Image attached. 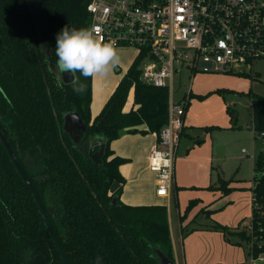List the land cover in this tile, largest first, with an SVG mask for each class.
<instances>
[{"label":"trees","instance_id":"obj_1","mask_svg":"<svg viewBox=\"0 0 264 264\" xmlns=\"http://www.w3.org/2000/svg\"><path fill=\"white\" fill-rule=\"evenodd\" d=\"M89 2L0 0V130L31 181L69 264H96L97 257L99 264H163L160 254L175 264L166 205L132 206L120 201L126 183L121 167L130 160L111 147L123 131L160 133L169 120L168 89L140 80V57L95 117L93 78L75 73L87 84L84 94L73 91V82L58 86L56 35L65 26L90 28ZM38 15L43 18V39L37 32ZM131 88L133 103L126 111ZM247 96L252 99L253 131L259 137L264 135V93L249 91ZM192 98L206 96L189 93L186 110ZM74 112L87 127L86 143L97 138L107 142L97 162L64 132V117ZM254 172L248 230L218 223L213 227L227 241L237 236L251 245V256L257 259L264 255L263 153ZM115 184L120 186L112 191ZM209 189L223 198L236 188L219 177V185ZM197 203H189L185 217ZM208 207L202 212L211 216ZM0 264H63L28 186L1 141Z\"/></svg>","mask_w":264,"mask_h":264},{"label":"built area","instance_id":"obj_2","mask_svg":"<svg viewBox=\"0 0 264 264\" xmlns=\"http://www.w3.org/2000/svg\"><path fill=\"white\" fill-rule=\"evenodd\" d=\"M89 1L95 34L115 41L117 48L138 49L140 80L169 91V120L155 134L148 157L156 194L169 199L186 114L185 103L173 101L175 75L188 69L193 76L237 73L258 79L256 65L264 62V0ZM257 261L264 262V255L250 264Z\"/></svg>","mask_w":264,"mask_h":264},{"label":"rangeland","instance_id":"obj_3","mask_svg":"<svg viewBox=\"0 0 264 264\" xmlns=\"http://www.w3.org/2000/svg\"><path fill=\"white\" fill-rule=\"evenodd\" d=\"M36 26L39 38L43 39L42 30H43V18L41 15L36 17ZM119 55L121 57V63L113 70L110 76L106 78H93V104L92 109L94 113H98L102 108L105 102L108 100L111 91H113L121 79L127 74L128 70L136 60L139 51L136 48H117ZM57 70V69H56ZM256 70L259 71V78L255 80H249L243 74H197L195 77L188 71V69H183L182 74H176L173 84L174 94L173 101L175 104H186L190 93H196L198 91L197 79L202 81V84L205 85V89L208 85L219 86L216 83L207 84L209 78L215 79L213 82L225 81L224 84L219 89L221 90H211L207 92V97L212 98L214 95H218L219 101L213 99L209 108L210 111L219 113L215 117L218 119V124L214 127L195 129L189 132L190 136L183 134L180 137V141L177 147L175 154V168L177 169V176L186 177L187 180L194 179V173L192 171H198L199 175L203 176V164L199 162L204 156L203 152L207 146L212 144L214 149L213 159L208 163L207 167L210 172V177L212 184L215 186L219 185V177L226 181H230L231 185L235 187L233 195H237L239 199L234 200L231 204H225L229 200H223L224 198H218L212 203L213 212L212 219L215 222H228L233 217V210L229 207L234 206L236 208L238 205H242L248 208V212L244 215V218L239 224L241 231L247 230L251 223V214H252V188H253V178L255 176L254 169L256 167L257 159L261 153L264 154V139L259 136L256 137V134L253 131V108H252V99L247 96V93L251 90L252 93L257 95H262L264 93V62H259L256 65ZM193 78V80H192ZM194 84V85H193ZM233 87V88H231ZM215 89V88H214ZM224 89V90H223ZM228 89V90H227ZM222 91V93H217ZM133 89L129 91V96L127 104L132 103ZM194 98H192L193 100ZM221 104L222 108L220 109L218 104ZM127 106V105H126ZM203 114L196 116V122L193 124L195 127H198L196 123H199L198 117H203L205 115L204 109H201ZM200 110L197 109L196 113ZM212 115H207L210 117ZM251 125L252 128L249 129L248 126ZM147 135L142 133H130L125 136L119 137L117 140L113 141L111 147L118 146V150L126 155H134V149L140 143V148H143L147 144ZM156 136V135H155ZM140 140V141H139ZM197 141L201 142L196 144ZM194 146V147H193ZM193 147V148H192ZM200 149L197 151V149ZM195 152V153H194ZM188 154V156L186 155ZM124 156V155H123ZM187 156L189 159L185 161L184 158ZM132 158V167H131V179L127 181L125 186V191L134 194V158L131 156H125ZM194 157L199 158L200 160L194 159ZM184 166L178 168L180 165ZM149 166V161H148ZM150 168V167H149ZM192 170V171H190ZM175 186V183H174ZM156 194V189L154 190ZM206 191L205 189H197V187H191L183 189L181 187H174L172 191V199L168 201L167 199H160L158 203L164 202L167 206L168 211L170 212L172 219V230L173 233H177L180 230V224L183 225L187 221L189 215L195 214L194 221L191 222L188 226L189 229L193 227L201 226L202 224H210L213 222L207 219V215L198 212V207L200 206V201L188 211L186 217L187 208H182L185 199L189 198L194 192ZM209 191V190H208ZM185 192H188L186 197ZM178 193V195H177ZM220 194V192H219ZM157 195V194H156ZM158 197V196H157ZM220 197V196H219ZM159 198V197H158ZM179 198V199H178ZM196 200V199H194ZM192 200V201H194ZM233 201V200H232ZM169 202V204H168ZM191 202V201H190ZM186 204L189 206V203ZM187 206V207H188ZM186 207V206H185ZM181 216H184V220L181 221ZM210 218V216H209ZM180 222V223H179ZM183 222V223H181ZM217 224V223H216ZM220 224V223H218ZM225 224V223H224ZM183 229L184 236H187L188 232ZM257 264H264V262H256Z\"/></svg>","mask_w":264,"mask_h":264},{"label":"crops","instance_id":"obj_4","mask_svg":"<svg viewBox=\"0 0 264 264\" xmlns=\"http://www.w3.org/2000/svg\"><path fill=\"white\" fill-rule=\"evenodd\" d=\"M179 74H182V72H180ZM199 79L200 78L197 79L196 83L192 81L194 84H197L198 91L196 93L195 92L193 93L192 89H190V93L194 95H199V96H206V98L203 100H198V99L190 100V106L186 110V114L184 118V128L182 129L181 135L186 134L190 136L189 134L190 131L193 132V130L198 129V128L201 129V128L214 127L215 125L218 124V121H217L218 119L215 117V115L220 114L221 112L213 113V111H210L208 107H210L211 101L213 99H216L219 101V97L218 95H214V97L209 98L207 97V92L208 91L210 92L211 90H217V89L221 90L219 88L222 87L224 84H226L228 80L220 81V82H213L215 81V79L209 78L207 80V84L216 83L219 86L211 87L213 85H208V87L205 89L204 87L205 85H203L202 81ZM113 91H111L110 96L113 93ZM132 103H133V96H132ZM132 103L127 104L126 111H128L131 108ZM92 104H93V100H92ZM216 106H218L220 109L222 108L220 103ZM197 109L200 110L198 113H196ZM201 109H204L205 115L203 117L197 118L199 119V123H196V124L199 126L195 127L193 124L196 122V116L203 114V112H201L202 111ZM91 111H92L93 117L97 116L100 113V111L98 113H94L92 106H91ZM207 115H212V116L207 118L206 117ZM127 134H130V133H128L127 131H123L121 136H125ZM146 135H147L146 136L147 144L143 148H140V143H138L137 147L134 149L133 156L122 153L121 151L118 150V146H114L112 148L118 156H121V157H124L130 160L128 163H126L125 165L121 167V173L123 177L125 178L126 183L122 187L120 201L127 205H132V206L165 205L164 202L158 203V200L162 198H158L154 191L156 189V174L152 172L148 166V157H149L151 150L155 147L157 143V137L155 136V134H146ZM198 150L200 149L198 148L197 151ZM202 152L204 154V156L202 157V160H200L197 157H194V159L200 160L199 162L203 164L202 166L203 176L199 175L198 171L190 170L195 175L194 179L187 180L186 177L178 178L177 169L175 168L173 186L171 189L170 197L169 199H167L168 201H171L172 195H173L172 194L173 188L177 186L183 189H187L191 187H195V188L197 187V189H205L206 191L196 192L195 195L193 192L191 196H189L188 199L187 198L185 199V203H183V207H182L183 209L187 208L188 205L186 204L196 199L200 201L199 203L200 206L198 207L197 211L198 212L200 211L201 213H203L202 212L203 208L210 206V205L212 206V203L215 200H218V198H220L219 192L209 189L210 186H215L214 184H212L210 172L207 167L208 163L213 159V156H214V149H213L212 144L208 145L205 151H200V153ZM186 155L188 156V154ZM125 156H131L134 158V194L133 195L124 190L127 184V181L129 180V178L130 179L132 178L131 177V167H132V162H133L132 158L125 157ZM187 156H185L184 158V163L185 161H188L189 159L188 158L189 156L188 157ZM182 166H184V164L180 165L178 168L181 169ZM174 183H175V186H174ZM119 186L120 185L115 184L113 186L112 191L117 190ZM187 195H188V192H185V195H183V197H186ZM223 198H224L223 200H229L225 204H231L232 202H234V200L239 199L237 195H233V192ZM212 207H208V210L213 212ZM233 207L234 206L229 207L231 210L234 209L233 210L234 215L231 220H228V222H223L222 224L221 222H215V220L211 218L212 215L209 218V216L206 213H203L205 214V216L207 215L206 217L207 219H209L210 222L211 220L213 222H211L210 224H202L201 226L190 228V230L187 231V229H189V226H190L189 224L194 221V217H195V214H191L189 215L187 221L183 223V225L180 224V230L177 231L176 234L173 233L172 219H171L170 212L168 211V220H169V226H170V234H171L172 247H173V257H174L175 264H250L252 260L251 251H250L251 245L245 242H242L241 239L237 236H229V241H227L224 234L215 230L213 227L216 223H220V225L227 226L232 229L241 230L239 228V224H241V220L244 218V215L246 214V212H248V208L242 205H238L236 208H233ZM184 228H186L185 230L188 232L187 236H184V231H183Z\"/></svg>","mask_w":264,"mask_h":264},{"label":"clouds","instance_id":"obj_5","mask_svg":"<svg viewBox=\"0 0 264 264\" xmlns=\"http://www.w3.org/2000/svg\"><path fill=\"white\" fill-rule=\"evenodd\" d=\"M92 28H69L65 26L56 35L55 54L57 57V69L59 73L75 74L79 72L85 79L106 78L121 63V57L115 41L105 42ZM58 86H62V80L58 77ZM73 91L84 94L87 84L80 82L78 78L73 81ZM97 257L96 264H99Z\"/></svg>","mask_w":264,"mask_h":264},{"label":"water","instance_id":"obj_6","mask_svg":"<svg viewBox=\"0 0 264 264\" xmlns=\"http://www.w3.org/2000/svg\"><path fill=\"white\" fill-rule=\"evenodd\" d=\"M76 78V75L71 74V73H60V79L66 83H72L74 81V79ZM64 132L68 133L70 135V137L72 138L73 142L75 144H79L81 137L83 135V133H85L87 127L86 125L83 123L80 115L76 112L71 113V114H67L64 117ZM0 141L2 142L4 148L6 149L8 156L10 158V160L12 161L14 167L16 168L17 172L19 173V175L21 176V178L23 179V181L26 183V185L28 186L32 197L35 201L36 206L38 207V210L41 214V217L47 227V230L53 240V243L58 251L59 256L61 257V260L63 262V264H69L63 249L58 241V238L50 224V221L48 219V216L40 202V199L31 183V181L29 180L28 176L26 175L24 169L22 168V166L20 165V163L18 162L15 154L13 153L8 141L6 140L5 136L3 135L2 131L0 130ZM86 147H88L89 151H92L96 148H100V152L98 155H92L91 158L97 162L98 159H101V157L104 155L105 152V148L107 146V142L103 139L97 138L94 141L85 144ZM112 205H116V198H114ZM160 258L162 260L163 264H172L170 261H168L164 256H162L160 254Z\"/></svg>","mask_w":264,"mask_h":264},{"label":"flooded vegetation","instance_id":"obj_7","mask_svg":"<svg viewBox=\"0 0 264 264\" xmlns=\"http://www.w3.org/2000/svg\"><path fill=\"white\" fill-rule=\"evenodd\" d=\"M83 137H84V133H83V135H82V137H81V140H80V142H79V144H75L79 149H81L85 154H87L88 156H92V155H98L99 154V152H100V148H96V149H94V150H92V151H89L88 150V147H86L85 146V144H87L85 141H84V139H83ZM72 139V138H71ZM73 141V140H72ZM100 159H98L97 161H99Z\"/></svg>","mask_w":264,"mask_h":264}]
</instances>
